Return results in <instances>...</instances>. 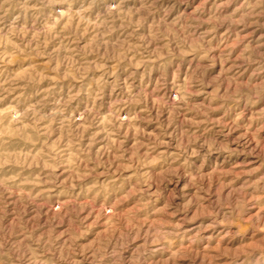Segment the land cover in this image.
<instances>
[{"label": "rangeland", "instance_id": "1", "mask_svg": "<svg viewBox=\"0 0 264 264\" xmlns=\"http://www.w3.org/2000/svg\"><path fill=\"white\" fill-rule=\"evenodd\" d=\"M0 264H264V0H0Z\"/></svg>", "mask_w": 264, "mask_h": 264}]
</instances>
